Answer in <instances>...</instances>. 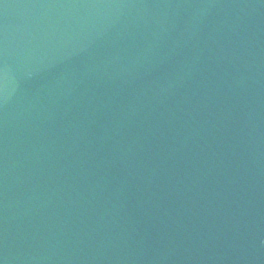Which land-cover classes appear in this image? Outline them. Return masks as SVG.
<instances>
[{
	"label": "water",
	"instance_id": "95a60500",
	"mask_svg": "<svg viewBox=\"0 0 264 264\" xmlns=\"http://www.w3.org/2000/svg\"><path fill=\"white\" fill-rule=\"evenodd\" d=\"M0 264H264V0H0Z\"/></svg>",
	"mask_w": 264,
	"mask_h": 264
}]
</instances>
